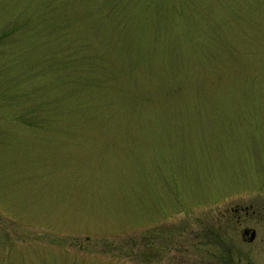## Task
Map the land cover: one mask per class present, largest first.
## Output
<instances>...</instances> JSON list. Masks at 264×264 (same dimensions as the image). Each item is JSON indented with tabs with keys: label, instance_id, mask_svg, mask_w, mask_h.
<instances>
[{
	"label": "rangeland",
	"instance_id": "1",
	"mask_svg": "<svg viewBox=\"0 0 264 264\" xmlns=\"http://www.w3.org/2000/svg\"><path fill=\"white\" fill-rule=\"evenodd\" d=\"M0 264H264V0H0Z\"/></svg>",
	"mask_w": 264,
	"mask_h": 264
},
{
	"label": "flooded vegetation",
	"instance_id": "2",
	"mask_svg": "<svg viewBox=\"0 0 264 264\" xmlns=\"http://www.w3.org/2000/svg\"><path fill=\"white\" fill-rule=\"evenodd\" d=\"M209 214V213H207ZM179 220L176 218L167 219V221H159L154 228H157V231L155 233H152L149 236L150 240L148 242V246H153L154 239L157 238L158 246L157 251L158 255L160 256V261L164 260V257L166 256V253L172 251L173 254H175L174 259L178 258V252H180V246H179V238L181 236V231L179 227ZM184 231V229H183ZM245 236L250 237V241H254L256 238L255 231L245 230L244 231ZM160 262V263H161Z\"/></svg>",
	"mask_w": 264,
	"mask_h": 264
}]
</instances>
